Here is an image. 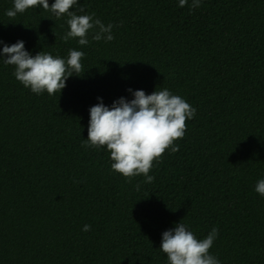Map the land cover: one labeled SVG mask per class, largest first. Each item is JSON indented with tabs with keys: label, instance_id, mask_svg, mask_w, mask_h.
Masks as SVG:
<instances>
[{
	"label": "trees",
	"instance_id": "trees-1",
	"mask_svg": "<svg viewBox=\"0 0 264 264\" xmlns=\"http://www.w3.org/2000/svg\"><path fill=\"white\" fill-rule=\"evenodd\" d=\"M78 2L70 11L114 25L112 41L65 42L67 15L38 5L9 18L13 0H0L4 44L85 53L53 95L25 88L0 57V264H168L162 233L179 222L198 239L218 228L220 264H264V0ZM164 88L196 114L179 151L154 161V181L129 182L106 147L86 146L89 109Z\"/></svg>",
	"mask_w": 264,
	"mask_h": 264
},
{
	"label": "clouds",
	"instance_id": "clouds-1",
	"mask_svg": "<svg viewBox=\"0 0 264 264\" xmlns=\"http://www.w3.org/2000/svg\"><path fill=\"white\" fill-rule=\"evenodd\" d=\"M78 3V0H55L50 6L48 0H13V7L6 11V15L15 18L18 13L39 5L57 19L67 15L69 30L62 37L65 42L78 38L79 45L87 46L90 32L94 41H112L114 25H105L95 13L78 15L76 11H70ZM200 4L201 0H192L190 8H198ZM186 5L188 0H179L180 7ZM79 12L83 13L84 8L79 7ZM0 44L4 42L0 41ZM84 56L83 51L75 48L69 49L66 59L43 51L33 56L25 49L22 40L4 44L0 50L3 63L15 66V78L38 95L45 91L49 95L61 93L69 77L80 76ZM128 91L133 99L120 97L110 107L102 98H97L100 102L89 109L86 146L106 147L113 161L112 171L122 174L129 182L143 175L145 182L151 183L155 177L149 172L154 161L159 162L166 149L170 148L173 153L179 151V145L174 141L184 137L186 120L194 118L196 109L167 88L151 94L143 90ZM255 191L264 197V179L257 181ZM82 230L90 231L91 226L84 225ZM218 234V228L213 227L205 238L198 239L185 223L179 222L162 233L160 250L166 254L168 264H220L209 251Z\"/></svg>",
	"mask_w": 264,
	"mask_h": 264
}]
</instances>
